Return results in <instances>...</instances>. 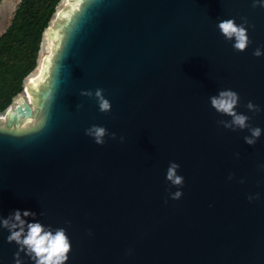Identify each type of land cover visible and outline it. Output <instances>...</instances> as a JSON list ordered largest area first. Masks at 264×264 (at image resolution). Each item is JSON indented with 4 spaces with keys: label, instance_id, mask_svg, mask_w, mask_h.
Listing matches in <instances>:
<instances>
[{
    "label": "water",
    "instance_id": "water-1",
    "mask_svg": "<svg viewBox=\"0 0 264 264\" xmlns=\"http://www.w3.org/2000/svg\"><path fill=\"white\" fill-rule=\"evenodd\" d=\"M233 17L249 22L244 52L217 28ZM61 32L33 104L15 106L9 128H0V216L31 210L64 227L66 264H264V133L246 144L248 130L218 125L231 117L209 100L238 92L237 111L264 129V55L252 54L264 48V8L251 0H82ZM97 88L110 112L80 94ZM249 100L262 111H249ZM39 109L35 128H10ZM93 124L116 139L96 144L85 135ZM171 161L184 176L179 200L165 178ZM8 235L0 228V264H14L18 246Z\"/></svg>",
    "mask_w": 264,
    "mask_h": 264
},
{
    "label": "clouds",
    "instance_id": "clouds-1",
    "mask_svg": "<svg viewBox=\"0 0 264 264\" xmlns=\"http://www.w3.org/2000/svg\"><path fill=\"white\" fill-rule=\"evenodd\" d=\"M253 9L257 7L264 8V0H251ZM242 22L237 23L236 18L221 19L217 23L221 35L225 40L231 41L232 47L237 52H244L253 43L248 34V19L241 17ZM256 57L264 55V48L256 47L252 53ZM81 95L94 97L98 103V109L101 112L107 113L112 109V104L109 99L104 95L102 88H97L93 93L92 90H81ZM211 107L217 113L223 116L231 117L229 120H219L218 125L233 131L239 129H247L250 133L244 136V141L248 145H255L257 140L264 133V129L259 126H252L249 121L251 117L240 113L237 108L240 104V96L238 92L232 89H222L218 94L209 97ZM82 107V105H77ZM245 107L255 113L262 111L259 105L253 103L251 100L247 102ZM85 135L93 138L94 142L98 145L105 144V137L111 136L116 139V133H109L105 126L93 124L85 129ZM124 137H120L123 142ZM239 156V153H237ZM181 165L175 161L169 162L166 170V180L174 187L177 188L175 192H170V198L179 200L183 196L182 188L184 185V176L178 174ZM264 168V165L260 166ZM234 174L229 175L228 179L231 180ZM243 183V180H241ZM259 193L255 196L249 195L248 199H258ZM40 212L39 215H44ZM37 213L31 210L16 209L11 212L6 218L0 216V228L7 229L9 235L7 242L13 243L18 246L17 251L13 254L14 264H24L21 253L30 258L33 264H66L69 260V254L72 250V243L67 230L64 227L52 228L50 225H45L39 220L35 219ZM26 217H32L31 221L26 220ZM70 223V222H69ZM130 254V252H129Z\"/></svg>",
    "mask_w": 264,
    "mask_h": 264
},
{
    "label": "trees",
    "instance_id": "trees-1",
    "mask_svg": "<svg viewBox=\"0 0 264 264\" xmlns=\"http://www.w3.org/2000/svg\"><path fill=\"white\" fill-rule=\"evenodd\" d=\"M62 0H21L10 25L0 34V113L25 88L38 67L44 32Z\"/></svg>",
    "mask_w": 264,
    "mask_h": 264
},
{
    "label": "bare ground",
    "instance_id": "bare-ground-1",
    "mask_svg": "<svg viewBox=\"0 0 264 264\" xmlns=\"http://www.w3.org/2000/svg\"><path fill=\"white\" fill-rule=\"evenodd\" d=\"M82 0H64L63 5L58 7V11L55 14L53 20L50 23V26L45 31V43L43 48H41V55L39 56L38 60V67L34 72H32L26 79H25V92L20 94L14 99L12 106L3 113H0V119L4 120L8 117V114L14 110V107L17 105H21L24 102H28L33 104L34 102V95L33 90L39 89L40 85L46 81L47 76L51 69L52 59L54 57L55 51L59 46V42H57L60 38H62L61 32V22L62 19L70 16V14L75 11L81 4ZM52 34V44L51 47L48 46L49 35ZM50 36V37H51ZM54 41V42H53ZM28 119L27 121H30Z\"/></svg>",
    "mask_w": 264,
    "mask_h": 264
},
{
    "label": "rangeland",
    "instance_id": "rangeland-1",
    "mask_svg": "<svg viewBox=\"0 0 264 264\" xmlns=\"http://www.w3.org/2000/svg\"><path fill=\"white\" fill-rule=\"evenodd\" d=\"M20 1L21 0H0V34L10 25L13 14H14V12H15ZM63 2H64V0H62L59 3V7L63 5ZM51 35L52 34L49 35V40H50V42H48L49 47H51V44H52V42H51L52 36ZM61 39L62 38H60L57 42H59ZM44 43H45V33H44V37H43V40L41 43V48H43ZM39 55H41V52L39 53ZM24 82H25V80H24ZM34 107L38 108L35 104H34ZM41 116H42V110L39 109L36 116L33 119H31L30 121L20 122L18 125L10 127V128L15 129L19 132H22L25 130H30L32 128H35L40 123ZM6 122H7L6 119H4V120L0 119V128H3V129L9 128L7 126Z\"/></svg>",
    "mask_w": 264,
    "mask_h": 264
}]
</instances>
